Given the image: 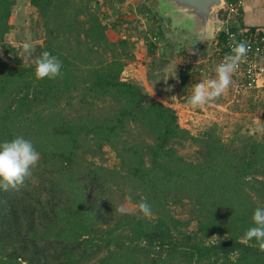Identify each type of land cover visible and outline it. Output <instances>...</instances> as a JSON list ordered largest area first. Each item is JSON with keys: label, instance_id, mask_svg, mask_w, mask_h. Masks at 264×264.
Instances as JSON below:
<instances>
[{"label": "trees", "instance_id": "obj_1", "mask_svg": "<svg viewBox=\"0 0 264 264\" xmlns=\"http://www.w3.org/2000/svg\"><path fill=\"white\" fill-rule=\"evenodd\" d=\"M14 4L0 0L8 56L16 51L5 42ZM31 4L44 32L41 51L58 56L62 71L39 78L20 57L12 65L0 56V141L23 135L40 152L23 183L0 187V264H264V238L243 239L264 202V140L228 145L216 127L196 136L176 108L149 101L124 79L137 54L103 21L110 3ZM222 41L220 33L208 50ZM188 143L198 146L195 162L173 149ZM117 190L137 205L146 200L151 215L112 214ZM173 204L186 220L172 214Z\"/></svg>", "mask_w": 264, "mask_h": 264}, {"label": "rangeland", "instance_id": "obj_2", "mask_svg": "<svg viewBox=\"0 0 264 264\" xmlns=\"http://www.w3.org/2000/svg\"><path fill=\"white\" fill-rule=\"evenodd\" d=\"M101 5L110 3L111 8L106 10L102 19L111 29V34L121 36L127 39L132 47V50L137 54L136 60L130 61L122 74L124 79H128L133 83L139 84L147 94L149 101H159L168 106L174 107L183 115L184 126L189 128L191 132L200 136L207 127H216L217 133L226 144L238 143L241 145V140L244 137H253L256 141L264 140V90H252L243 94H236L232 85L228 87L220 96L215 97L211 102L204 105L194 106L190 103L189 97L192 94L193 86L202 81H207L209 78H214L216 75L212 72H201L198 68V73L201 78H198L196 83H188L184 85L183 74L178 73L177 67L183 64V61L192 63L190 68L192 73H195L196 63L192 62L198 58L199 52L189 40L182 39L175 34L166 32V27L161 29L162 39H158L157 31L151 24L150 17L140 14L136 3L132 0H98ZM95 3V2H94ZM93 3V4H94ZM155 3V2H154ZM96 6V4H95ZM138 17V18H137ZM11 30L5 37V42L14 47L16 51L11 56L4 53L0 45V56L7 62L14 65L12 57H20L24 64L36 70V61L41 56V46L43 44L44 32L37 9L31 4V0H15L9 18ZM152 30V31H151ZM157 35V36H156ZM156 36V37H154ZM171 40L173 43L182 42L191 47L193 57L190 58L186 54L180 53V47H176L174 52L170 54L168 49L161 50L165 39ZM175 40V41H174ZM31 45L29 55L24 50V44ZM162 44V45H161ZM177 44V43H175ZM155 46V50L151 49ZM213 48L204 52L207 56L213 54ZM163 51V52H162ZM179 54V55H178ZM181 54V55H180ZM204 58V57H203ZM207 58V57H205ZM204 58V59H205ZM186 59V60H184ZM199 60H202L201 57ZM204 69V67H203ZM197 71V70H196ZM144 73L150 78L149 83L142 84ZM173 149L180 156H183L187 161H197V147L193 144H186L185 147L173 145ZM109 163L115 164L118 162L116 154L112 150H108ZM264 178V176H260ZM252 186H257L256 183H251ZM264 187V186H263ZM246 192L250 194L253 200H257V194L253 192L250 186H246ZM127 190L115 192V196L110 199L107 205L111 208L112 214L118 216L117 211L119 205L124 203L128 209L126 213L138 212V205L133 202L129 195H123ZM264 194V190L261 191ZM205 195V194H203ZM211 196H217L212 194ZM202 198V201H204ZM247 197L243 195L239 198V205L245 206ZM264 205V202H261ZM205 204L208 203L205 201ZM252 206V205H250ZM171 207L172 214L182 220H186V210L180 206L173 204ZM183 228L182 226H179ZM195 228V222H192L189 230ZM98 233L101 230L98 229ZM105 241H103L104 243ZM103 254H100L102 256ZM97 261L91 260L87 264H94Z\"/></svg>", "mask_w": 264, "mask_h": 264}, {"label": "clouds", "instance_id": "obj_3", "mask_svg": "<svg viewBox=\"0 0 264 264\" xmlns=\"http://www.w3.org/2000/svg\"><path fill=\"white\" fill-rule=\"evenodd\" d=\"M249 45L245 41H237L232 52L224 62L218 64L216 76L207 81L198 82L193 86L189 101L192 105H204L220 96L231 84L232 73L236 71L239 62L246 59ZM31 45L24 44V50L29 55ZM62 71V61L55 54L45 50L36 61V75L39 78H55ZM40 159V152L33 142L23 135L0 141V187H14L23 183L31 174L32 169ZM138 208L144 215H151V206L146 200L138 203ZM120 213L128 211L121 203L117 209ZM253 224L246 230L243 239L253 237L264 238V205L257 206L252 216Z\"/></svg>", "mask_w": 264, "mask_h": 264}, {"label": "built area", "instance_id": "obj_4", "mask_svg": "<svg viewBox=\"0 0 264 264\" xmlns=\"http://www.w3.org/2000/svg\"><path fill=\"white\" fill-rule=\"evenodd\" d=\"M244 0H224L221 10L223 25V41L213 47V54L207 56L211 59V70L216 75L218 64L232 52L237 41H245L248 45L246 59L239 62V66L232 73V85L236 94H243L252 90H264V33H250L240 26ZM225 50V51H224ZM192 63H183L177 67L178 73L187 75L192 72ZM205 72L202 68L199 70Z\"/></svg>", "mask_w": 264, "mask_h": 264}, {"label": "water", "instance_id": "obj_5", "mask_svg": "<svg viewBox=\"0 0 264 264\" xmlns=\"http://www.w3.org/2000/svg\"><path fill=\"white\" fill-rule=\"evenodd\" d=\"M155 11L170 32L189 40L200 55L223 30L224 0H154Z\"/></svg>", "mask_w": 264, "mask_h": 264}, {"label": "crops", "instance_id": "obj_6", "mask_svg": "<svg viewBox=\"0 0 264 264\" xmlns=\"http://www.w3.org/2000/svg\"><path fill=\"white\" fill-rule=\"evenodd\" d=\"M132 1H134L136 3V6L139 7V9L137 10L140 14L144 13V16L150 17L151 24L153 25V27L157 31H160L159 33H156L158 34V36L157 35L156 36L158 37L159 40H161L162 39L161 29L164 23L162 19H159V15L155 11L154 1L152 0H132ZM152 10H154V13ZM240 26H242V29L250 33H254V32L263 33L264 32V0H244L243 7H242V17L240 18ZM169 34H172V33L170 32ZM175 43L169 40V38L165 39V44H163L164 46H162L161 50L168 49V52L172 54L176 47H180L178 49L180 50L179 51L180 53L186 54L189 57L192 55L190 58L193 57V52L190 46L185 45L184 43L180 41L175 42ZM151 49L155 50V46L153 45ZM200 57L202 60H199ZM203 57H204L203 54L202 55L198 54V58H196L195 60H192V62L196 63L195 69L197 71L195 70L193 71L195 73L191 72L187 75L182 76L184 85H187L188 83H191V84L196 83L198 81L197 79L201 78L202 75L198 73L199 72L198 68L204 67L205 72H212L211 67L209 66L210 61L206 60L207 59L205 58L206 56L204 57L205 59ZM182 63H190V62L187 59L186 61H183ZM141 76L143 77L142 81H140L141 83L142 82L144 83V81L145 83H149L148 81L150 80V78H153V75L148 77L145 73L144 75H141ZM209 79H212V78L210 77Z\"/></svg>", "mask_w": 264, "mask_h": 264}, {"label": "flooded vegetation", "instance_id": "obj_7", "mask_svg": "<svg viewBox=\"0 0 264 264\" xmlns=\"http://www.w3.org/2000/svg\"><path fill=\"white\" fill-rule=\"evenodd\" d=\"M166 27V26H165ZM166 32L167 33H170V29H169V26L167 25V27H166Z\"/></svg>", "mask_w": 264, "mask_h": 264}, {"label": "bare ground", "instance_id": "obj_8", "mask_svg": "<svg viewBox=\"0 0 264 264\" xmlns=\"http://www.w3.org/2000/svg\"><path fill=\"white\" fill-rule=\"evenodd\" d=\"M221 33H222V31H221ZM264 33V32H263ZM218 38V37H217Z\"/></svg>", "mask_w": 264, "mask_h": 264}]
</instances>
